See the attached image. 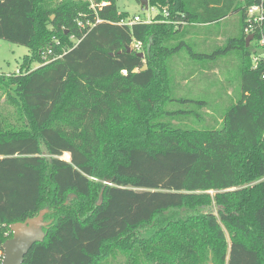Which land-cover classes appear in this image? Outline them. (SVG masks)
I'll list each match as a JSON object with an SVG mask.
<instances>
[{"label": "trees", "instance_id": "trees-1", "mask_svg": "<svg viewBox=\"0 0 264 264\" xmlns=\"http://www.w3.org/2000/svg\"><path fill=\"white\" fill-rule=\"evenodd\" d=\"M104 1L94 10L84 0H0V39L30 51L19 73L0 75L17 110L16 123L0 113V248L12 224L48 209L46 238L24 264H110L117 254L126 264L140 255L264 264V62L254 69L245 33L247 10L262 0H149L158 15L132 26ZM235 15L238 33L227 31L236 37L224 47L187 44L198 27ZM78 19L102 23L82 31ZM49 48L61 58L45 64ZM184 49L200 60L240 55L242 95L220 129L165 120L192 113L171 103L205 106L174 97L168 61Z\"/></svg>", "mask_w": 264, "mask_h": 264}, {"label": "rangeland", "instance_id": "rangeland-1", "mask_svg": "<svg viewBox=\"0 0 264 264\" xmlns=\"http://www.w3.org/2000/svg\"><path fill=\"white\" fill-rule=\"evenodd\" d=\"M90 1L97 5L99 0ZM118 10L121 13H127L130 20L139 16L143 21H152L159 13L158 9L153 7L149 10H143L138 0H115ZM55 19V16H52ZM79 20V19H78ZM77 20V21H78ZM238 16L224 21L220 25L208 27H198L195 31L196 36L188 38V43L196 53H212L217 50V46L224 47L227 38H234V31L238 27ZM227 31H233L227 34ZM236 33V32H235ZM227 34V35H226ZM75 44L77 39H72ZM204 41L205 45H203ZM47 49L42 52V61L45 64L53 62L54 57L44 55ZM30 51L27 47L13 44L0 39V75H10L19 73L21 64ZM234 51L229 56L221 57L217 60L193 59L187 49L182 50L169 59L168 65L171 72L172 86L174 88V97H185L189 100L204 101L205 106L197 104L171 103L167 106L169 111H191L186 115L179 114L175 117H167L165 120L172 123L175 127L189 129H220L223 125L224 114L228 109L236 104L241 98V70L240 55ZM35 68L38 63L33 65ZM17 110L7 101L5 91L0 89V113L5 123H16ZM69 155V154H68ZM70 161V156L66 159ZM228 239L229 233L226 230ZM140 264L148 263L142 255L139 257ZM110 264H126V256L117 254L111 259Z\"/></svg>", "mask_w": 264, "mask_h": 264}, {"label": "water", "instance_id": "water-1", "mask_svg": "<svg viewBox=\"0 0 264 264\" xmlns=\"http://www.w3.org/2000/svg\"><path fill=\"white\" fill-rule=\"evenodd\" d=\"M143 10H149V0H138ZM254 39V35H249L246 39L247 47L250 46ZM131 52V48H128ZM113 55V54H112ZM141 58L144 57L143 53H139ZM144 67L140 71H145ZM138 69L134 73L140 72ZM49 212L48 209L42 210L38 216L28 218L25 222L15 223L10 226L12 238L9 239L4 245V258L1 264H24L25 257L30 250L38 243L44 242L46 234L44 228L50 226L51 222L45 221V216Z\"/></svg>", "mask_w": 264, "mask_h": 264}, {"label": "built area", "instance_id": "built-area-1", "mask_svg": "<svg viewBox=\"0 0 264 264\" xmlns=\"http://www.w3.org/2000/svg\"><path fill=\"white\" fill-rule=\"evenodd\" d=\"M109 4H110L109 2L104 1L101 4H97V5L92 4V8L95 10L97 7L102 8L108 6ZM165 15L167 16L168 14L165 12ZM247 15L249 17V27L245 30V33L247 35H254V39L251 43L254 52L253 65H254V69H257L260 66V64L264 62V0H262L260 4L250 7L247 10ZM143 22L144 21L140 17H135L134 20H130V19L123 20L121 21V24L132 26L134 24L143 23ZM150 22L151 21L146 23H150ZM99 23H102V20L97 19L95 22H91L90 20H88L86 22L84 20L79 19L77 21V25L79 29H81L82 31L90 30ZM131 48L138 52H141L142 42L134 41ZM52 55H53V50L52 48H49L45 52L44 59L46 60L45 56L50 57ZM59 58H61V56L54 57L53 60H57ZM263 79H264V75H263ZM3 258H4V249L2 247L0 248V264L3 261Z\"/></svg>", "mask_w": 264, "mask_h": 264}, {"label": "crops", "instance_id": "crops-1", "mask_svg": "<svg viewBox=\"0 0 264 264\" xmlns=\"http://www.w3.org/2000/svg\"><path fill=\"white\" fill-rule=\"evenodd\" d=\"M140 6H141V4H140ZM236 16H237V15L232 16V17H236ZM135 17H139V16H135ZM232 17H231V18H232ZM235 32L238 33V27L236 28Z\"/></svg>", "mask_w": 264, "mask_h": 264}]
</instances>
